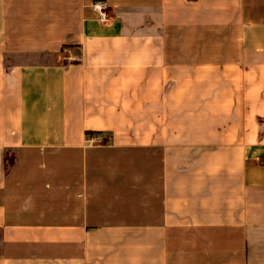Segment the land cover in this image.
Listing matches in <instances>:
<instances>
[{
  "label": "crops",
  "instance_id": "obj_1",
  "mask_svg": "<svg viewBox=\"0 0 264 264\" xmlns=\"http://www.w3.org/2000/svg\"><path fill=\"white\" fill-rule=\"evenodd\" d=\"M0 264H264V0H0Z\"/></svg>",
  "mask_w": 264,
  "mask_h": 264
},
{
  "label": "built area",
  "instance_id": "obj_2",
  "mask_svg": "<svg viewBox=\"0 0 264 264\" xmlns=\"http://www.w3.org/2000/svg\"><path fill=\"white\" fill-rule=\"evenodd\" d=\"M91 8L98 14V21L100 22V24L105 26L110 25L108 7L104 2L94 1L91 4Z\"/></svg>",
  "mask_w": 264,
  "mask_h": 264
},
{
  "label": "rangeland",
  "instance_id": "obj_3",
  "mask_svg": "<svg viewBox=\"0 0 264 264\" xmlns=\"http://www.w3.org/2000/svg\"><path fill=\"white\" fill-rule=\"evenodd\" d=\"M5 161L7 162L6 165H11L13 161V155L12 154H7Z\"/></svg>",
  "mask_w": 264,
  "mask_h": 264
},
{
  "label": "trees",
  "instance_id": "obj_4",
  "mask_svg": "<svg viewBox=\"0 0 264 264\" xmlns=\"http://www.w3.org/2000/svg\"><path fill=\"white\" fill-rule=\"evenodd\" d=\"M94 133H91V132H86V136L90 137L92 136Z\"/></svg>",
  "mask_w": 264,
  "mask_h": 264
}]
</instances>
